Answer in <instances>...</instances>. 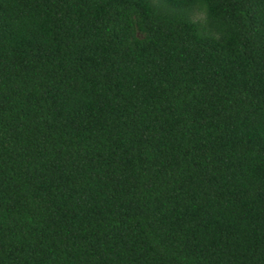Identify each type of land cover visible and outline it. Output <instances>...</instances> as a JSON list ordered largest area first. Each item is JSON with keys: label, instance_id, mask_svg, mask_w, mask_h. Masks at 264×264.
<instances>
[{"label": "trees", "instance_id": "trees-1", "mask_svg": "<svg viewBox=\"0 0 264 264\" xmlns=\"http://www.w3.org/2000/svg\"><path fill=\"white\" fill-rule=\"evenodd\" d=\"M0 264H264V0H0Z\"/></svg>", "mask_w": 264, "mask_h": 264}]
</instances>
